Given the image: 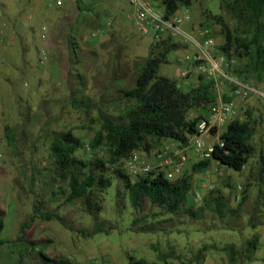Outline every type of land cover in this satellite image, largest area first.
<instances>
[{
	"label": "rangeland",
	"instance_id": "374dc122",
	"mask_svg": "<svg viewBox=\"0 0 264 264\" xmlns=\"http://www.w3.org/2000/svg\"><path fill=\"white\" fill-rule=\"evenodd\" d=\"M46 1L0 0V264H44L40 254L63 264H130L131 259L149 264H202L203 259V264L221 260L228 264L227 247L233 244L243 252L247 239L254 235L256 248L247 251L251 259L244 264H264V226H247L264 225V214L258 211L260 207L264 212L258 157L261 147L264 152V140H260L262 133L264 139V106L260 125L249 141L254 153L241 171L214 160L206 169L195 171L192 166L198 161L187 145L170 140L160 141L147 153L151 157L164 144L170 151L182 150L188 158L182 175L190 176L192 183L189 195L218 189L227 201L226 209L237 208L233 193L236 186L244 185L247 199L239 215L225 211L222 217L213 208L198 217L184 212L171 215L145 197L134 207L123 181L112 170L107 172L111 186L94 188L93 200L101 208L95 217L88 214L81 199L66 201L69 189L57 177L51 154L54 135L71 131L82 143L75 153L79 159L105 157V148L92 152L89 141L102 131L103 118L122 121L134 105L123 100L119 91L134 86L138 68L156 39L152 32L140 36L132 20L126 19L133 14L126 0H64L60 9H48ZM146 1L163 10L161 0ZM231 1L194 0L190 8L178 10L179 15L189 12L190 21L185 24L206 25L212 31L217 54L222 53L224 36L220 24L211 18L221 16L236 29L227 11ZM106 19L112 26L93 38L91 34ZM184 25L183 30L193 32ZM42 27L47 29L44 39ZM242 37L249 42L252 34ZM43 52L48 59L41 64ZM190 52L184 47L171 51L158 76L179 81L178 71L184 67L181 59ZM245 63L235 59L230 72L242 83L264 91V74L256 81L238 73ZM251 95L238 110L242 119L254 122L253 111L245 113L250 109L247 105L260 106V100L264 105V98ZM207 110H195L189 117ZM202 139L212 144L217 136L205 134ZM201 183L206 187H200ZM202 204L203 199L193 206L186 203L194 211ZM35 205L49 219L35 214ZM229 227L241 231L232 232Z\"/></svg>",
	"mask_w": 264,
	"mask_h": 264
},
{
	"label": "trees",
	"instance_id": "16d2710c",
	"mask_svg": "<svg viewBox=\"0 0 264 264\" xmlns=\"http://www.w3.org/2000/svg\"><path fill=\"white\" fill-rule=\"evenodd\" d=\"M193 2L194 0H161V5L165 17H169L182 7L190 8ZM227 11L236 21V29L230 28L221 16L211 18L220 24L224 36L220 50L227 58L245 60V66L238 73L252 76L256 81H260L264 74V37L259 38L260 34L264 33L262 22L264 0H232L228 3ZM246 33L252 34L249 42L243 40L242 36ZM182 47L181 43H175L171 38L155 40L149 55L138 68L134 86L120 89L121 98L133 101L134 105L126 110L122 121L103 118L102 131L97 132L88 144L92 152L103 146L105 157L79 159L75 153L81 148L82 143L71 131L54 135L51 154L55 158L57 177L66 182L69 189L66 201L81 199L88 214L95 217L101 208L93 200L94 188L102 190L109 188L111 181L107 177V172L112 170L113 174L123 181L134 207H138L141 198L145 197L153 205L171 215L184 212L189 217H198L206 209L212 208L221 216H224L225 211L239 212L246 200L245 189L241 202L235 210L226 209L227 201L216 189L209 191L204 197L202 206L194 211L192 207L186 205L187 195L192 188L190 176L181 175L170 180L162 172H156L131 181V177L121 167L122 161L132 152L149 153L162 140L176 142L179 146L187 145L190 136L196 132L197 123L204 118L198 113L190 118V113L195 110H205L216 101L212 91L213 81L199 76L198 85L189 91H184L176 80L158 76V69L161 64L167 62V55ZM252 47L255 49L254 52ZM231 87L232 85L229 88ZM223 100H228V94ZM254 131V123L246 117L234 120L220 134L223 147L215 144L211 159L198 161L192 166L193 170H204L211 160H214L224 167L241 171L254 153V148L249 143ZM259 162L261 175L264 171L262 155L259 157ZM34 213L43 219H49L48 215L41 213L39 205H35ZM55 218L62 221L60 217ZM145 229L151 230V227ZM256 243V239L250 241L251 249L256 248ZM227 249L230 254L228 264H237L239 251L233 245L228 246ZM40 257L44 264H63L43 254H40ZM248 258L250 260V256ZM130 264L149 263L131 259Z\"/></svg>",
	"mask_w": 264,
	"mask_h": 264
},
{
	"label": "built area",
	"instance_id": "2783aa9c",
	"mask_svg": "<svg viewBox=\"0 0 264 264\" xmlns=\"http://www.w3.org/2000/svg\"><path fill=\"white\" fill-rule=\"evenodd\" d=\"M127 4L133 8V14L127 15V20H132L140 36H145L152 32L156 40L171 38L174 42H179L185 49H191L181 62L183 69L178 71L179 77L184 80L190 73L203 77L205 80L213 81L215 88L219 90L221 80L232 85L228 92V100H216L208 106V114L201 119L196 126V132L190 136L186 148H189L199 161L210 160L215 144L223 147L220 140L221 133L228 124L236 119H242L237 103L247 102L251 94H256L264 98V91L244 84L230 71L234 68L235 59L227 58L223 53L217 54L216 44L212 31L206 26H197L188 33L182 29L185 23L190 21L189 12L179 15L178 12L169 17H165L163 10L153 7L146 0H126ZM64 6V0H47L48 9H58ZM112 26V21L106 19L102 28L94 31L91 36L98 37L106 29ZM42 38H46V27H42ZM48 57L43 52L40 63L47 61ZM217 136V141L206 144L202 139L203 135ZM188 162L187 156L182 150L170 151L167 144L151 157L147 153L134 151L122 161V169L131 178L146 177L152 173L162 172L167 179L173 180L181 176ZM243 191V185L235 187V199H239ZM196 201L201 200L198 192L194 193ZM100 264H107L101 262Z\"/></svg>",
	"mask_w": 264,
	"mask_h": 264
},
{
	"label": "crops",
	"instance_id": "0c3cea01",
	"mask_svg": "<svg viewBox=\"0 0 264 264\" xmlns=\"http://www.w3.org/2000/svg\"><path fill=\"white\" fill-rule=\"evenodd\" d=\"M24 3V2H23ZM22 3V4H23ZM3 4V3H2ZM58 9H60V8H58ZM186 25V28L187 29H194V28H196L197 26H194L193 24H185ZM184 25V26H185ZM153 35V34H152ZM153 38H154V36H153ZM25 47H26V45H24ZM185 49V48H184ZM178 82V85H180V87L184 90V91H189L192 87H194V86H196V85H198V83H199V76H197V75H195V74H193V73H190L189 74V76L186 78V79H184V80H182L181 78H180V80L179 81H177ZM221 82V84H220V86H219V90H217V88H215V86L212 88V91H213V93H214V95H215V99L216 100H219V99H224V96L225 95H227L228 94V92H229V90H230V88L229 87H227V86H225V81H220ZM240 103H237V106L239 105ZM254 103L253 102H249L248 103V108H250L249 110H247L245 113H249V111L251 112V111H253V113H254V116L257 118V121L254 119V125H255V129L260 125V121H261V109L263 108V103H262V101L260 100V106H257V105H253ZM250 106V107H249ZM204 115V117L205 116H207V114H208V111H206V114L205 113H203ZM250 114V113H249ZM244 119V118H243ZM253 136V135H252ZM260 140L262 141V140H264L263 139V133L260 135ZM253 155V154H252ZM260 155H262L263 156V158H264V152H263V150H262V147L259 149V156L258 157H260ZM251 158V157H250ZM249 158V159H250ZM197 161H199L198 159H197ZM248 162H249V160H248ZM248 164V163H247ZM259 165H260V163H259ZM207 176V175H206ZM262 177H264V171H263V173L260 175L259 174V179H261L260 181H261V183L262 184H264V178L262 179ZM208 178V177H207ZM200 187H206V184H203V183H201L200 185H199ZM245 189V186L243 185V190ZM246 190V189H245ZM209 191H211V190H209ZM209 191H207V192H205V193H203L202 195H201V200L200 201H202V199L204 200V197H206V195H207V193L209 192ZM197 192V191H196ZM221 192V191H220ZM243 192L244 191H242V193H241V195H240V198L239 199H235V193H233V201L234 202H236V203H240L241 202V198H242V196H243ZM194 193L195 192H193L192 194H191V196L188 194L187 195V198H186V203L189 205V206H193L194 204H196V203H199L200 201H196L195 199H194ZM260 194H261V192H260ZM246 199H247V197H246ZM243 204H244V202H243ZM242 204V205H243ZM256 204H258V206H259V200H257V202H256ZM255 204V205H256ZM226 205H227V203H226ZM239 205V204H238ZM229 209V208H228ZM229 210H235V209H229ZM258 211L259 212H262L261 214H264V212L260 209V207L258 208ZM236 214H238L239 215V213L237 212V213H234V215H236ZM237 215V216H238ZM235 217V218H239V217ZM251 216L252 215H248V217L249 218H251ZM222 217H224L223 215H222ZM248 218V219H249ZM254 217H252L251 219H253ZM247 226H249L251 229H258V228H260L261 226H264V225H258V226H256L254 223L253 224H248ZM230 229H232V232L234 231H236V230H238V229H236L235 230V228H231V227H229ZM238 231H241V230H238ZM252 239H256V241H257V236L256 235H254L250 240L249 239H247L248 240V242H247V245L245 246V249H244V251L242 252V250H239V249H236V247L233 245V244H230L229 246H231V245H233L234 247H235V249L236 250H238L239 251V258L237 259V264H244V262L246 261V260H249V258H248V256H249V254H248V250L249 249H251V248H249V243H250V241L252 240ZM256 245H257V243H256ZM228 250V249H227ZM229 251V250H228ZM243 257V258H242ZM250 259H251V257H250ZM243 260V261H242ZM203 261H204V259L202 260V264H203ZM216 264H225L222 260L220 261V263H216Z\"/></svg>",
	"mask_w": 264,
	"mask_h": 264
}]
</instances>
